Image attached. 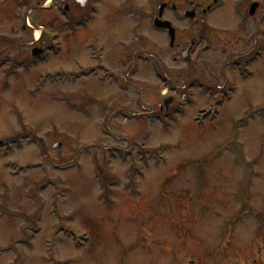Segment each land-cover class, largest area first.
<instances>
[{
  "label": "rangeland",
  "instance_id": "obj_1",
  "mask_svg": "<svg viewBox=\"0 0 264 264\" xmlns=\"http://www.w3.org/2000/svg\"><path fill=\"white\" fill-rule=\"evenodd\" d=\"M165 1L102 0L75 37L54 28L58 55L11 78L4 70L14 57L2 58L0 264H264V0L255 19L248 2L219 0L204 31L210 50L194 71L173 63L168 36L153 30ZM16 7L21 23L0 28L30 44L22 19L42 26L51 16L45 2L44 13ZM177 17L165 19L188 29ZM260 31V62L242 76L228 68L229 53L245 57ZM92 41L105 47L111 80L79 75L78 63L94 66L85 49ZM72 74L81 76L75 84L61 78ZM183 81L190 102L180 94L158 117L161 92L181 91ZM97 166L116 183L106 201ZM83 232L90 240L76 248Z\"/></svg>",
  "mask_w": 264,
  "mask_h": 264
},
{
  "label": "flooded vegetation",
  "instance_id": "obj_2",
  "mask_svg": "<svg viewBox=\"0 0 264 264\" xmlns=\"http://www.w3.org/2000/svg\"><path fill=\"white\" fill-rule=\"evenodd\" d=\"M10 1L14 2L15 0ZM57 2L59 3V7H54L55 3ZM1 3H3V6L14 8L13 4L7 3L5 0H2ZM38 3L40 2H36V4ZM253 3H255V0H249L248 6L250 7ZM51 4L52 6L48 11L51 19L49 20L50 22L47 23L48 25L46 30H48V32H51L56 31L54 29L55 27H58V29L62 27L65 30H68L69 37H75V29L77 30L81 27L82 20L84 19L83 11L87 7V1L51 0ZM215 6L216 5L213 0H188V4H171V13L173 14V16H178L177 18H182L186 13L192 12V14L189 15V17L192 19L191 21H188L190 25L189 28L183 30V32H179V30H177V45L173 48L176 56L172 58L173 63L177 64L178 66L184 65V68H186L187 70H195L198 68V63L201 61L200 57L202 58V60H204L203 55L208 50H210V46L207 42L208 36L204 34V31L207 29L205 17L214 9ZM5 10V7L0 6V23L3 21L5 16L9 19L12 18L10 14H6L9 11ZM60 18L63 19L62 22L60 21ZM9 22L11 21L9 20ZM43 29L45 30L44 27ZM241 31L242 33L244 32L243 29H241ZM13 33H15V30L13 28L11 29L10 35L6 32H4V34L1 33L0 28V58H2L3 55H5L8 51L9 53H13V55L16 53V55H14V58H22L24 56V58L27 59L31 55V51H33L34 49L43 50L45 53L53 50V42L49 38H44L40 41H34L30 44L21 45V42H19L18 40L19 38L15 37ZM19 33L22 35H29L30 30H28L25 26H22L20 27ZM180 35L182 37L181 39ZM29 38L32 39L31 36H29ZM251 41L254 42L253 49L247 55H245V57L241 58L240 56H235L236 53H229L228 59L231 61V64L229 63L231 66H244L245 68H247L248 66L255 64V62L257 61L256 49L258 47V43L254 35L252 36ZM202 43H205V47L204 49H202L203 53L198 54V51L201 48L200 45ZM23 47L24 49H22ZM89 47L91 46L89 45ZM213 62L214 61H212V63Z\"/></svg>",
  "mask_w": 264,
  "mask_h": 264
},
{
  "label": "water",
  "instance_id": "obj_3",
  "mask_svg": "<svg viewBox=\"0 0 264 264\" xmlns=\"http://www.w3.org/2000/svg\"><path fill=\"white\" fill-rule=\"evenodd\" d=\"M255 9H256V7H254V8L252 9L251 14L254 13ZM162 11H163V7L160 8V15H161ZM156 26H157L158 28L168 29V30L170 31V33H171V42H172V44H173V42H174V40H175V32H174L173 30L170 29L171 26H170L168 23H161V22H159V21L156 22ZM165 105L168 106V102H165Z\"/></svg>",
  "mask_w": 264,
  "mask_h": 264
},
{
  "label": "bare ground",
  "instance_id": "obj_4",
  "mask_svg": "<svg viewBox=\"0 0 264 264\" xmlns=\"http://www.w3.org/2000/svg\"><path fill=\"white\" fill-rule=\"evenodd\" d=\"M38 36V35H37Z\"/></svg>",
  "mask_w": 264,
  "mask_h": 264
}]
</instances>
